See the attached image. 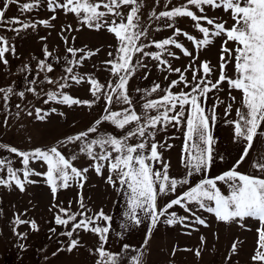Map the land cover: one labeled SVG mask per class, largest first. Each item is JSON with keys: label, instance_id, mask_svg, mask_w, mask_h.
I'll return each mask as SVG.
<instances>
[{"label": "snow or ice", "instance_id": "1", "mask_svg": "<svg viewBox=\"0 0 264 264\" xmlns=\"http://www.w3.org/2000/svg\"><path fill=\"white\" fill-rule=\"evenodd\" d=\"M155 3L159 4L160 0H155ZM12 4H19V0H3L0 4V27L19 24L20 28L9 29L17 34L28 28L35 29L36 23L22 22L18 18H6V11ZM169 5L172 7L169 8ZM19 6L21 11H31L40 6V0H31ZM144 6V0H47L49 11L55 13L61 9L66 14L73 13L80 19L82 25L97 31L106 29L114 34L119 45L114 53H108L113 59L104 62L105 69L113 79L101 83L94 76H88L86 82L90 84L89 92L93 99L73 98L63 90L70 87L69 80L76 84L85 80V77L74 72V68L82 65L85 59L95 53L92 51L85 53L84 49L68 47L67 52L73 58L69 59L65 56L67 64L64 68L65 75L53 79L47 75L54 71L52 63L47 61V57L52 54L45 47V59L39 60L37 64V76L40 72L45 73L39 83L54 85L58 90L47 92L44 103L54 101L68 106L83 105L91 109L102 101V113L86 130L68 135L51 146L21 150L0 143V149L15 154L23 165L22 168H14L11 159L0 158V172H6V176H0V185L12 187L14 184L23 192L26 184L37 183L29 177L41 176L45 178V183L50 186L55 198L58 189H66L72 184L83 188L87 179L86 174L90 169H93L97 175H103L106 170L108 172L106 182L118 193L123 192L126 197V208L123 212L125 222L121 227L127 230L130 227H139L148 221L142 247H146L153 229L161 223V218H164L163 223L168 226L181 224L185 228H190L194 224H199L207 227L206 220L197 214L203 210L214 214L218 221L238 222L241 226L245 218L258 220L260 227L257 229V250L251 259L258 264H264V152L258 153L252 161L253 172L241 173L237 170L249 156L256 138L264 140V127H262L264 126V0H184L178 5L173 4V0H166L163 4L166 10L159 12L152 10L148 16L149 21L163 20L164 27L173 29V35L169 38L151 41V45L159 49V52L145 50L150 44L144 42L149 35V26L142 21ZM217 9H222L228 14L232 20L231 25H228L222 17L207 15L208 10ZM109 16L112 18L108 19ZM181 17L190 18L194 22L192 27L202 35L197 38L175 26L177 18ZM51 19H56L55 15ZM201 21H205L207 26L202 25ZM38 23L46 27L51 26L48 20ZM181 35L193 43L195 50L215 46L214 42L217 38L220 39L219 63L218 68L215 69L218 70L219 76L215 82L211 79L215 74L214 66L210 61H201L197 64L199 57L183 43L178 42V37ZM230 42L232 47H228ZM169 45H173L184 56L191 58L188 68L184 71L172 67L168 60L162 59L164 52L179 59L175 52L168 51L166 46ZM15 51V46L9 45L7 38L0 36V63L7 65L9 61L5 58V54L11 52L15 55ZM78 52L80 56L76 58ZM143 57H151L159 65H167V72L178 73L179 76L178 79L171 80L165 76V80L169 82L164 87L160 83L153 82L151 88H136L137 93H143L139 98L142 103H139L138 110L137 102L133 100L129 90V81L139 69L148 68L143 62ZM56 60L58 62V58ZM228 64L233 65L232 76L225 72ZM189 69L192 70L191 80L184 75ZM201 69L202 74H200ZM29 70L28 65H24L21 69V71ZM143 78L147 79V74ZM225 81L233 102L236 97L231 96V90L241 93L240 107L235 109V119L226 121L233 127V142L240 147V155L229 170L210 177L207 172L215 160L216 144L212 129L217 120L216 107L223 101H220L218 96L211 106L207 101L213 90L215 93L223 90L222 84ZM37 83L36 79L29 81L30 85ZM180 85L186 90L174 93L172 89ZM25 92L40 95L35 87H26L25 91L19 92H16L12 86L0 87V100L5 102L4 109L7 111V102L12 96L23 99ZM154 93L161 95L157 99H148ZM20 107L21 105H16L17 109ZM232 107V103L227 104L226 117L230 115ZM34 111L35 118L43 121L50 112L55 113L57 109L51 108L49 112L35 108ZM27 114L31 116L33 112L28 111ZM59 114L63 115V113ZM16 116H19V112ZM105 122L123 130L122 134L113 135L102 131ZM7 123L5 117L4 124ZM170 127L182 131L184 136L181 162L186 173L181 178L169 175V164L163 160L160 151L163 148H172L173 145L167 140L163 142L156 140L159 133L167 132ZM70 145L74 146V150L65 154L63 150ZM75 148H78V151ZM81 154L92 163L88 167L79 169L73 162L77 161ZM220 159L223 160V157L221 156ZM36 161H42L47 166L45 172H37L30 167V162ZM200 173L203 175L199 182L190 184L189 178ZM218 182L228 186L227 195L217 186ZM184 185H188L186 190L174 199L168 200L162 207L159 206L160 198L176 193L178 186ZM78 203L80 206L78 212L69 213L67 209L60 208L59 212L63 215L55 216L57 225L67 227L71 223V230L61 233L70 240L67 250L72 251L81 243L79 239L73 238L74 233L78 234L80 230L91 232L97 235L100 241L94 249L98 256L97 264H120L124 258L123 254L128 252L131 246L124 244L122 253H112L105 249L104 245L108 240L113 217L105 214L103 209L89 215L91 210L84 204L82 194ZM174 206L182 208L187 215L180 216L175 211H170ZM78 216L81 219L78 220ZM22 223H30L32 229L38 230L35 221H24L17 216L15 224ZM51 231L55 232V229ZM18 236L25 238L22 234ZM201 239L203 241L204 238ZM132 251L135 254L128 257L130 264H142L143 252L139 249ZM236 251L237 244L234 242L231 253L234 254ZM196 255H200L199 250L196 251Z\"/></svg>", "mask_w": 264, "mask_h": 264}, {"label": "rangeland", "instance_id": "2", "mask_svg": "<svg viewBox=\"0 0 264 264\" xmlns=\"http://www.w3.org/2000/svg\"><path fill=\"white\" fill-rule=\"evenodd\" d=\"M3 0H0L2 4ZM31 2V0H19V4H12L6 11V18H18L22 22L36 23L35 29L28 28L21 30L18 34L9 30L10 28H20L19 24L0 27V36L7 38L9 45L15 46V55L11 52L5 54V58L9 61L7 65L0 63V87H14L16 92L25 91L26 87H35L39 96L31 92H25V97L21 99L19 96H12L7 102L8 109H4V101L0 100V143L17 147L21 150H31L37 147L51 146L68 135H74L80 131L86 130L93 122L99 118L103 109V102H98L91 109L83 105H63L54 101L45 104L46 93L49 91H57L54 85L40 84L39 81L44 78L45 73L40 72L37 76V64L39 60L45 59L44 48L52 54L47 57V61L52 63L54 71L47 73L53 79H59L65 75L64 68L67 66L65 56L72 59L70 53L67 52L68 47L75 49H84L85 53L92 51L95 54L85 59L82 65L76 66L74 72L85 77L80 84L69 80L70 87L64 89L66 94L73 98L81 100L93 99L89 92L90 84L86 82L88 76H94L98 82L105 83L113 79L110 73L105 69V61L113 59L108 55L109 52L115 51L119 42L114 34L109 33L106 29L97 31L81 24L80 19L73 13H65L58 9L55 13L47 8V0H40V6L31 11H21L20 4ZM166 0H160L159 4L155 0H144V8L142 9V21L149 26V35L144 39L145 43H149L150 47L146 51H156L151 41H162L173 35V29L164 27L165 21L159 22L149 21L148 16L152 10L157 12L166 10L163 4ZM184 0H173V4H180ZM130 7V6H129ZM172 5H169L171 8ZM103 10V9H101ZM127 11V9H124ZM199 14V13H198ZM55 15L56 19L51 17ZM209 17H222L232 24L222 9L215 11L208 10ZM112 17L109 16L108 19ZM42 20H48L49 27L38 23ZM170 23V21H169ZM190 18H177L178 26L183 31L188 32L199 38L196 29L192 27ZM202 25L207 26L205 21H201ZM226 25V27L228 26ZM159 29V30H157ZM44 39H41V38ZM181 42L194 55L199 57L196 62L210 61L214 66L215 74L211 79L213 82L218 78V68L220 45L219 38L214 42L215 46L205 48L203 50H195L192 42L187 41L186 37L181 35L178 37ZM231 42L228 47H232ZM168 51L175 52L176 57L169 56L167 52L162 54V59L168 60L172 67L181 68L184 71L188 68L191 58L186 57L183 53L175 49L173 45L166 46ZM139 55V54H137ZM77 53L76 58H79ZM58 58V62L56 60ZM143 62L148 65L147 69H139L133 78L129 81V90L134 101L139 103L142 92L137 93L136 88H151L153 82L160 83L162 87L168 84L165 76L171 79H178V73H169L166 71L167 65H159L153 61L151 57H143ZM24 65H28L29 71H21ZM164 69V70H162ZM227 75H233V65L228 64L225 68ZM147 74V79L143 77ZM202 74V69L200 70ZM188 80H191L192 70L184 72ZM36 79V85H30L29 81ZM223 90L210 93L207 104L211 106L216 102V97L220 101L216 107L217 120L212 129L213 136L216 139L215 144V160L207 172L210 177H215L229 170L235 161L239 158L240 147L233 142V127L226 121L235 119V109L240 107L241 93L237 90H231V96L236 97L233 102L229 96V88L227 82L222 84ZM183 89V85L173 88L174 93H178ZM160 93H154L148 99L159 98ZM228 103H232V111L229 116H225V108ZM19 104L21 107L16 108ZM35 108H41L43 111H49L56 108L55 113L50 114L43 120L35 118ZM28 111H32L33 115H28ZM19 112V116L16 113ZM59 113H63L60 115ZM43 114V112L41 113ZM7 117V125L4 124ZM264 127V126H262ZM102 131L113 135L122 134L123 130L116 129L114 125L105 122L102 125ZM175 137L174 139H168ZM156 140L167 142L173 145L172 148L160 149L163 160L169 164V175L171 177L181 178L185 175L186 169L181 162L182 147L184 136L182 131L175 128H169L167 132H161L156 136ZM134 143L135 141H130ZM74 150V146L70 145L63 151L65 154ZM78 151V148H75ZM264 152V140L259 137L254 141L253 149L250 150L249 156L245 162L237 169L241 173H251V163L258 153ZM223 157V160L220 157ZM0 158H9L13 161L14 168H22L20 158L15 154L9 153L5 149H0ZM74 163L79 169L88 167L92 161L85 155L81 154L79 159ZM30 167L37 172H45L47 166L42 161L30 162ZM159 167V165H157ZM87 179L84 181L83 188L76 184L66 189H58L55 198L50 190V186L45 183V178L41 176H31L30 180L37 181L34 184H26L25 190L21 192L14 184L12 187L0 185V264H97L98 256L94 249L99 245L100 241L97 235L91 232L80 230L73 234V238L79 239L80 244L68 251L70 240L61 233L71 230V223L65 227L55 223V216L62 213L60 208L67 209L69 213H76L80 210L78 201L81 194L84 197V204L91 211L89 215L99 212L103 209L104 213L113 217L111 229L108 234L105 249L112 253H122L123 245L131 246L128 252H125L124 258L120 264H130L128 257L135 254L132 250L139 249L143 252L142 264H258L252 261L251 257L257 250L258 232L260 222L253 218H245L241 223L230 222L225 223L216 220L214 214L200 210L197 214L206 220L207 227L194 224L190 228H185L181 224L168 226L163 223L157 225L151 234L146 247L144 245L148 221H145L139 227H130L127 230L121 225L125 222L123 212L126 208V197L123 192L118 193L107 182L108 172L105 170L103 175H97L93 169L86 174ZM203 173L196 174L190 179V184L199 182ZM0 176H6V172H0ZM21 179L23 175L21 173ZM218 187L227 195L228 186L218 182ZM188 185L178 186L177 192L158 200L159 206H163L168 200L174 199L186 190ZM58 206V207H57ZM170 211H175L178 215L184 216V212L179 206H174ZM19 216L24 221H35L38 230L31 228L30 223L15 224L16 217ZM66 218V217H65ZM81 219V217H77ZM187 223V221H186ZM51 229H55L52 232ZM18 234H22L25 238H20ZM203 237V241L201 239ZM236 242L237 251L231 253L232 244ZM21 245L24 247L22 248ZM60 249L59 251H57ZM199 250L200 255H196ZM53 253H56L53 255ZM230 257V258H229Z\"/></svg>", "mask_w": 264, "mask_h": 264}]
</instances>
